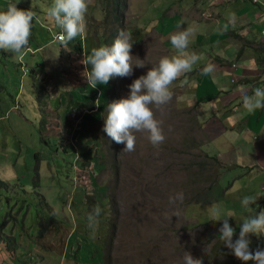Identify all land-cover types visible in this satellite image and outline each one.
Segmentation results:
<instances>
[{"label": "rangeland", "instance_id": "obj_1", "mask_svg": "<svg viewBox=\"0 0 264 264\" xmlns=\"http://www.w3.org/2000/svg\"><path fill=\"white\" fill-rule=\"evenodd\" d=\"M44 2L26 0L16 5L20 10L36 13L30 47L34 43L42 47L51 38V32H46V24L40 20L39 7ZM106 2L108 4V0ZM1 5L0 1V11H6ZM8 5L5 4L6 8ZM165 11L166 8L160 9L159 16ZM105 15H109L106 7L103 13H97L101 19ZM138 23L141 27L135 30L142 34L149 31L146 26H152L139 20ZM91 25L87 19L89 27L83 33L82 43L84 60L93 49L111 46L116 39L115 34L107 36L111 31L100 23ZM151 31L163 35L168 30L155 28ZM149 33L147 44H135L131 49L133 63L138 58L145 66L137 68L134 65L131 76L114 77L106 85L98 84L99 101L111 104L127 98L128 86L135 79L156 67L161 58L179 55L169 45L167 53L162 46L151 45L156 42V34ZM239 35L264 41V34L260 33ZM106 38L110 42H106ZM164 40L162 37L161 41ZM219 42L202 45L206 55L203 62H196L191 72L181 75L184 76L181 81L188 86L186 93L194 92L196 99H200L198 119H205L213 142L203 144L204 135L194 110L177 104L180 91L175 93L176 88L173 90L170 86L171 100L160 109L153 107L155 118L162 121L164 142L158 148L153 147L148 134L138 132L135 133V151L130 153L123 151L124 144L111 141L102 131L104 120L88 124L90 134L84 125L79 128L70 125L69 137L73 145H69L62 124L64 116L67 117L63 108L70 102L66 91L76 100L81 97L87 101L92 100L96 91L90 88L82 95L77 88L67 87L75 72H69L73 67H68L69 71L64 69L63 58L55 45L25 53L18 59L19 54L0 50V183H4L0 184V264H183L184 252L201 258L203 264H244L224 247L219 236L222 222L214 221L208 209L218 206L221 219L230 216L228 223L235 229V241L244 219L264 211V171H252L250 167L254 162L248 167L246 155L249 174L241 184L230 187V183L242 175L237 174L222 185L221 204H203L200 202L215 185L220 167L219 162L212 163L204 158V153L218 155L219 161L236 170L237 159H240L237 155L243 156L236 147L241 148L243 143L235 140L231 129L216 121L219 114L216 96L224 94V98L231 101L230 106L236 107L233 114L240 115V125L246 131L260 134V128H264V108L248 112L243 107V96L252 95L256 88L251 77L264 73L260 69L244 71L243 65H236L235 61L220 64L217 56L221 53L212 49H219L223 43L239 47L240 43L238 36L232 35ZM195 45L189 43L188 55H193L190 49H195ZM16 61L24 64L23 73ZM37 62L39 78L34 76L32 81L29 65ZM209 63L214 65V70L205 74L203 69ZM60 75L67 77L63 84ZM243 76L248 78L242 79ZM31 84L35 88H31ZM108 84L119 90L107 94L105 90L112 89H104ZM38 87L39 122L31 115V104H37L33 98ZM58 103H61L59 107ZM7 104L16 108L6 111ZM74 106L79 107L80 103ZM16 112L23 118L15 119ZM227 137L235 140L230 141L232 146L227 143ZM176 193H183V202L170 204L169 197ZM240 196L257 199L256 204L250 206L254 212L242 206ZM226 203L230 204L228 209L238 213L234 214L236 216L228 213ZM97 206L102 213L98 222L93 223L89 215ZM177 211L179 215L174 216ZM261 237L264 235L249 236L250 250L255 251ZM259 249L264 250V245Z\"/></svg>", "mask_w": 264, "mask_h": 264}, {"label": "crops", "instance_id": "obj_2", "mask_svg": "<svg viewBox=\"0 0 264 264\" xmlns=\"http://www.w3.org/2000/svg\"><path fill=\"white\" fill-rule=\"evenodd\" d=\"M0 1L3 3L2 0ZM24 2H26V0H5V3L16 4L18 6ZM52 3L53 0H45V2L39 7V13L41 14L40 20L46 24L45 28L46 32L48 33L52 30H61L47 15L48 9ZM106 3V0H88L86 21L88 19L90 25L100 23L105 24L106 28H120L121 31L119 30L115 34L116 38L121 32H123L130 37V42L133 45L147 44V42L150 41L149 39L151 33L149 32H154L156 34V42L155 44H150L154 47L162 46L163 49H166L164 50L167 53V50H169L167 45H169V47L174 51H177L175 48H172L170 42L171 36L183 30H190L192 33L189 37L190 44H196L195 49L191 48L190 51L192 54L199 57L198 61L203 62L206 55L202 49V45L206 43L217 45L220 43L219 40L227 35H232L234 37L238 36L240 43L239 47L236 45L231 47L227 43H223L221 45L222 47L219 49H212V51H218L221 53L220 56H217L220 64L227 65L235 61L236 65H243L244 71L248 69H260L264 73V61H260L262 54L260 51L255 49L256 47L254 45L256 42L264 44V41L262 42L251 37H243L239 35L243 33L250 35H253V33L264 34V0H176L174 2H172V0H108V4ZM105 7L108 10L109 15H105L103 19H101V16L98 18L97 13H103ZM163 8H166V11L163 12L162 16H159L158 12ZM232 17H234V19H232ZM138 20L143 21L146 24L151 23V27L146 26L149 28V31H146L143 34L138 33L135 30L140 29L138 27H141L138 23ZM92 25L90 27H92ZM88 27L89 26H86V29ZM155 28H165L168 31L162 35L161 33L158 34L155 31H151ZM235 34H237V36ZM162 37L165 38L164 41H161ZM84 38V34L79 35L66 47L62 46L59 41L52 40L51 38L49 42L43 43L42 47H36L35 43L30 47L29 43L27 50L17 55V59L25 53L38 52L40 48L55 45L57 47L58 55L63 58L64 69L69 71L68 67H73L69 72H75L72 80L66 84L67 87L77 88L76 91L83 95L85 90L92 88L88 83H85V80L91 72L92 66L86 62L87 60H84L85 55L83 53L82 46ZM140 41H142V43H140ZM198 45L200 47H198ZM242 45H244L245 48H243ZM247 50H249V54L247 53ZM64 53H66V55H64ZM48 60L51 62L53 61L50 56H48ZM74 60L77 63H75ZM206 61H208V59ZM16 62L20 66V70L23 73L24 64H22L20 61ZM53 69L54 67L52 66L51 70L53 71ZM28 71H31L32 79H30L32 81L34 76L39 78V62L35 63L34 66L29 65ZM60 76V82H62V84L67 81L66 76ZM183 77L184 76L178 77L171 85L172 88L174 87L173 90L176 88L175 93L180 91V101H176V103L180 106H183L182 108L190 107L189 110H194L195 117L199 121L197 108L198 101L200 99H196L194 92L186 93L188 86L186 83L181 81ZM241 78L247 79L248 77L243 76ZM251 79L252 85L256 86V88L257 86L264 88V74L260 77H251ZM29 83L30 82L28 81V85ZM176 84L181 85L175 86ZM179 87L181 88L178 89ZM31 88H35V85L31 84ZM66 93L70 102L68 101L69 103L65 104L63 108L64 111H68L67 114L65 112V115H67L69 119L70 115L72 114L82 115L83 110L89 107V104H86L87 100L82 99L81 97L76 100L73 98L71 93L68 91H66ZM224 96V94L216 96V99L219 98V100L216 101V105L218 107L217 111H219V114L216 116V121L222 124L224 128L231 129L234 137L236 138L235 140L243 143L241 148L236 147V151L241 152L243 156L240 157L239 154L237 155V158L240 159H237L238 164L235 166L238 167L236 170H231L235 167L230 166L223 161H219L217 159L218 155L216 154L210 155L214 156L218 160L220 167L217 169L218 177L215 185L206 192L208 195L205 196V200L200 202L203 204H221L223 200V191H221L222 185L230 181V179L237 174L242 175L234 179L230 183V187H232L234 184H241V181L249 174V170L247 168L251 166V162H254V165L250 167L252 171H264V128H260V134H251L246 131V129L240 125V115L234 116L233 114L236 110V107L234 108L233 105L230 106L231 101L225 99ZM33 99L37 104H31V115L33 119L38 120L39 122V87L34 93ZM72 101H74V103H72ZM103 101V104L107 103L105 100ZM70 103L72 104L71 107L69 106L71 105ZM75 103H80V106L75 107ZM60 105L61 103H58V107ZM11 106L12 104H7L6 111H10V109L13 108ZM67 117L64 116L62 124L64 125L63 130L65 131L66 135L69 136L72 129H70V123L68 122ZM86 117L88 118L85 121L86 124H94L97 122V120H99L97 114L95 117L90 115H87ZM17 118L22 119L23 116L19 112H16L15 119ZM204 122L205 119L204 121H199L201 125L200 129L204 135L203 144H206V142L211 143L213 142V137L206 128L207 124ZM235 140L227 137V143L229 146L233 145L230 144V141L234 142ZM246 155L249 157L248 167L246 165L247 161L244 159ZM235 203L238 202L235 201ZM228 206H230V204L226 203L225 209L228 211V213L232 216H236L238 213H235L234 210L228 209ZM230 219L231 218H229V220ZM236 224L238 225V223Z\"/></svg>", "mask_w": 264, "mask_h": 264}, {"label": "clouds", "instance_id": "obj_3", "mask_svg": "<svg viewBox=\"0 0 264 264\" xmlns=\"http://www.w3.org/2000/svg\"><path fill=\"white\" fill-rule=\"evenodd\" d=\"M88 10V0H53L49 7L47 15L54 24L61 30H52V35L56 31H61L56 39L62 46H67L77 36L82 35L87 26L86 13ZM36 13L32 10H20L16 4H9L6 11H0V50L20 54L27 50L31 36L32 21ZM234 19V17H232ZM111 32L107 36H112L120 28H106ZM121 31V30H120ZM190 30H183L172 35L170 38L171 45L179 53L172 58H161L156 67L147 71L146 75L135 79L128 87L129 94L127 98L121 99L111 104H103L99 101L98 84L106 85L114 77H129L133 73V66L143 68V61L137 59L133 63L131 49L133 44L130 37L121 32L111 46H102L92 50L87 57V63L92 66L91 72L87 77V83L96 91L91 101H87L88 108H85L82 115L72 114L68 122L70 125H84L85 131L90 134V128L85 123L87 117L80 119L84 114L95 117L98 115L99 120H104L102 131L111 141L117 144H124L123 151L133 152L136 147V135L138 132H146L148 140L153 147L158 148L164 142L162 121L157 120L154 115L153 107L162 108L172 98L170 86L184 73L192 71V66L198 61L196 55H188L186 49L190 43ZM110 42L109 38L105 39ZM214 70V65L209 63L204 69L205 74H210ZM97 87V88H96ZM108 94L110 91L116 93L119 89L113 84H108L104 89ZM107 98V96L105 97ZM243 107L248 112H254L257 109L264 108V88H254L252 95L243 96ZM68 112V111H65ZM76 133V131H75ZM74 133V134H75ZM73 134V137H74ZM72 139V138H71ZM74 140V139H72ZM69 145H73L70 137L67 136ZM183 193H176L169 197L170 204L182 203ZM256 198L252 196L243 197L241 203L249 212H254L250 207L256 204ZM258 207V205H257ZM213 216L214 221L222 222L219 229L220 239L223 245L234 257L244 264L253 261L254 264H264V250L257 249L255 252L250 250V235H264V211L258 215H250L244 219L239 229L238 238L233 241L235 229L228 223V218L221 219L218 206L208 209ZM102 209L94 207L89 215V220L93 223L98 222L97 218L101 215ZM179 215L177 211L174 216ZM223 258V256L221 257ZM183 264H203L201 258H196L189 252H184Z\"/></svg>", "mask_w": 264, "mask_h": 264}, {"label": "trees", "instance_id": "obj_4", "mask_svg": "<svg viewBox=\"0 0 264 264\" xmlns=\"http://www.w3.org/2000/svg\"><path fill=\"white\" fill-rule=\"evenodd\" d=\"M3 1V5H1V7H5V9H7L6 8V6H5V4H8V3H5V0H2ZM10 4V3H9ZM254 45H255V49L256 50H258V51H260L261 52V54H262V57H261V59H260V61H264V44L263 43H260V42H256V43H254ZM11 105V104H10ZM7 106V105H6ZM6 106L4 107V109H6ZM11 107H15L16 108V106L15 105H13L12 104V106ZM204 158H206V159H208V160H212L213 162L212 163H217L218 162V160L214 157V156H210V155H208V154H205L204 153ZM239 224V223H238ZM240 225V224H239ZM241 226V225H240ZM262 245H264V238L263 237H261V242L259 243V244H257V247L255 248V251L257 250V249H259ZM254 251V252H255ZM109 260L110 259H108L107 261H105V263H108L109 262Z\"/></svg>", "mask_w": 264, "mask_h": 264}, {"label": "built area", "instance_id": "obj_5", "mask_svg": "<svg viewBox=\"0 0 264 264\" xmlns=\"http://www.w3.org/2000/svg\"><path fill=\"white\" fill-rule=\"evenodd\" d=\"M60 32H61V31H56V32H54V34L52 35L53 39L57 40V39H56V36H57Z\"/></svg>", "mask_w": 264, "mask_h": 264}]
</instances>
